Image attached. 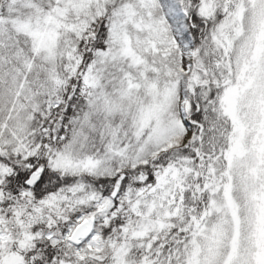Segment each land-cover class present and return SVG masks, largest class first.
Masks as SVG:
<instances>
[{
    "label": "snow or ice",
    "instance_id": "1",
    "mask_svg": "<svg viewBox=\"0 0 264 264\" xmlns=\"http://www.w3.org/2000/svg\"><path fill=\"white\" fill-rule=\"evenodd\" d=\"M0 264H264V0H0Z\"/></svg>",
    "mask_w": 264,
    "mask_h": 264
}]
</instances>
